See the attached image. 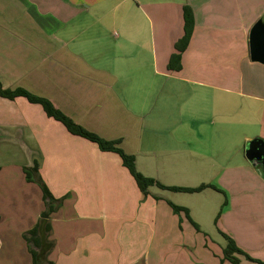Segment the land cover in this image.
Instances as JSON below:
<instances>
[{
  "label": "crops",
  "instance_id": "1",
  "mask_svg": "<svg viewBox=\"0 0 264 264\" xmlns=\"http://www.w3.org/2000/svg\"><path fill=\"white\" fill-rule=\"evenodd\" d=\"M184 5L193 9L194 28L174 70L168 63L185 33ZM255 6V0H0L4 88L45 97L87 130L120 139L137 169L163 184L220 189L151 186L144 196L117 153L71 134L40 104L1 96L0 140H12V129L29 130L39 152L32 150L27 165L38 159L53 195L65 197L50 216L51 261L96 264L102 260L96 247H104L98 250L137 255V262L145 255L154 264H200L206 251L187 254L181 245L208 248L207 226L224 239L221 246L227 241L220 230L253 258L239 255L241 264L264 262V171L246 156L249 140L264 141V64L249 54V32L264 19V4L257 12ZM7 166H0V182ZM22 180L10 204L23 225L13 216L4 221L0 210V264L1 254L32 264L24 234L45 202L36 183ZM168 201L187 207L201 231ZM223 248L211 254L217 264H231Z\"/></svg>",
  "mask_w": 264,
  "mask_h": 264
},
{
  "label": "trees",
  "instance_id": "2",
  "mask_svg": "<svg viewBox=\"0 0 264 264\" xmlns=\"http://www.w3.org/2000/svg\"><path fill=\"white\" fill-rule=\"evenodd\" d=\"M194 12L190 5H184V28L185 33L183 37L176 43V48L178 49V53L172 54L168 63L169 69L179 70L181 68V52H183L191 38V34L194 28ZM0 95L2 97L8 99H14L18 96L25 97L31 103L40 104L47 116L54 118L55 120L61 122L65 128L73 135L83 137L91 142L97 144L100 150L109 151L117 153L123 165L129 170L130 174L135 179L137 186L141 190L144 196L149 194V188L151 186H157L161 189H168L178 192H187V193H195L199 192L207 187H212L214 189L220 190L218 187L212 184L202 183L196 187H186V186H176V185H166L160 182L159 180L144 175L137 169L136 165V157L133 154H129L125 152V150L120 146V139H105L100 135L87 130L82 125L76 123L71 117L66 115L62 110L57 108L52 101L49 99L33 94L32 92L18 87L15 89L4 88L0 82ZM26 173V179L28 181H35L39 183L42 193L43 200L45 202V210L41 213V217L38 222L28 231L25 232L24 238L29 244V251L32 257L33 264H54L53 261L49 259V254L53 250L54 242L49 238V233L52 230V224L50 221V216L53 212H55L63 203L65 197L57 198L53 195L51 190L45 181L41 178L38 173V163L35 162L33 167H29L24 169ZM34 175V179H33ZM157 198V197H156ZM171 208L177 212H183L186 218L191 222V224L195 227L196 230L201 231L200 225L192 218L190 214V210L187 207L177 205L171 201H168ZM227 200L224 201L223 208L225 207ZM220 211V213H221ZM219 213V214H220ZM218 214V216H219ZM220 233L226 238L227 244L223 248V258L231 262V264H241V260L239 255L248 258L249 260H253L247 252L241 249L235 242V240L229 236L228 234L222 232ZM260 264H264L263 261H257Z\"/></svg>",
  "mask_w": 264,
  "mask_h": 264
},
{
  "label": "rangeland",
  "instance_id": "3",
  "mask_svg": "<svg viewBox=\"0 0 264 264\" xmlns=\"http://www.w3.org/2000/svg\"><path fill=\"white\" fill-rule=\"evenodd\" d=\"M255 1H256L255 8H256V12H257L260 9H262L261 5L264 4V0H255ZM242 9H243L244 14H246V10H245L244 6H242ZM250 9H251V6H250ZM0 97H1V95H0ZM1 113L2 112H0V118H2ZM19 131L20 130H18V129H12L10 131L12 133V136H13L12 140H5V138L0 140V166H2V165H9L10 166V167L7 166V168H8L7 173L2 174V176L5 175L4 181L0 182V210H4L7 213V215L9 214V216H7V215L5 216L4 213L2 214L3 215L2 217L6 219L4 221H7V220L9 221L11 219V217L13 216L14 220L12 222H18L20 225H23L24 222H22L21 219H18V218H20V216L17 213H15L13 206L10 204V201H13V200L15 201V197H12V196L14 195V192H19V190L23 189V183L24 182H23L22 178L28 184H31V182H32V183H36L38 185V188L41 189V187H40L39 183L35 181L36 179H34V175H33L34 180L28 181L26 179V173L24 171L25 167L29 168V167H33V165H34L33 164L31 166H28L27 164H29V155L31 154L32 150H37L39 152V147L37 146L38 142L36 141V139L31 134L28 137L29 130H26L25 134H22L23 130H21V133ZM35 160H34L35 162L39 161L38 159H35ZM14 165H18L19 167H14ZM9 176H10V179H9ZM31 185L35 186V184H31ZM18 200H20V199H18ZM21 200H23V199H21ZM204 231L209 234L208 235L209 236L208 248H212L211 250L208 249L206 247V245L201 246V244L195 245L194 248L189 246L190 244L189 245H181V248L187 254L194 253L195 250H198V252H200V254L202 255V253L204 252V254H205V251H206L207 256L201 257V260L199 261V263L200 264H217L216 260L214 259L216 257H214L213 254H211V253L213 250L218 251L220 248H223L222 246L224 244L221 246V242L225 243V241L220 235H219V237L217 236L218 233L216 232L215 229L213 230V229H210L209 227L205 226ZM146 232H148V230ZM116 234L117 233H115L114 235L116 236ZM150 234L151 233H146L145 235L149 236ZM201 235H204V233ZM145 238H148V237L144 236V239ZM130 240H132V239H130ZM96 248H97V250L95 251V255H96L97 259L98 258L102 259V260H97L96 264H98L99 261H101L102 264H139V263L140 264H154L152 262V257L147 259L145 255L143 257V261L137 262V261H134L137 255L132 256V254H131V255L125 256L126 254H124V255L123 254L121 255L120 253L119 254H112V252L111 253L108 252L109 251L108 248H105L101 251L98 249H102L104 247H96ZM8 251L13 252V250H8ZM198 252L196 254H194L193 256L198 255ZM144 253H146V252H144ZM109 254H110V256H108ZM4 256H5V254H1V261L3 259V262L6 261V264H13L10 261L11 259L7 260L6 258H4ZM165 258H166V256H165ZM167 261L165 260V263H167ZM62 264H64V263H62ZM65 264H69V263H65ZM162 264H164V263H162ZM167 264H169V263H167ZM170 264H171V261H170ZM186 264H193V263H192V261H189Z\"/></svg>",
  "mask_w": 264,
  "mask_h": 264
},
{
  "label": "water",
  "instance_id": "4",
  "mask_svg": "<svg viewBox=\"0 0 264 264\" xmlns=\"http://www.w3.org/2000/svg\"><path fill=\"white\" fill-rule=\"evenodd\" d=\"M249 54L252 62L264 64V19H258L249 32ZM246 156L264 171V141L254 138L247 142Z\"/></svg>",
  "mask_w": 264,
  "mask_h": 264
}]
</instances>
